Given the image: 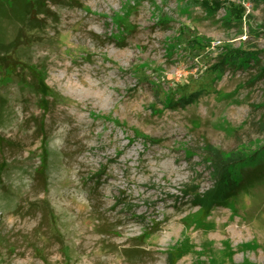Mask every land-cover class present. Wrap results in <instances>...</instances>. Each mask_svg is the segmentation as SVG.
Masks as SVG:
<instances>
[{
  "label": "rangeland",
  "instance_id": "1",
  "mask_svg": "<svg viewBox=\"0 0 264 264\" xmlns=\"http://www.w3.org/2000/svg\"><path fill=\"white\" fill-rule=\"evenodd\" d=\"M47 7L0 31V58L32 48L0 67V165L33 164L0 188V264H264V185L198 202L264 148V0Z\"/></svg>",
  "mask_w": 264,
  "mask_h": 264
},
{
  "label": "trees",
  "instance_id": "2",
  "mask_svg": "<svg viewBox=\"0 0 264 264\" xmlns=\"http://www.w3.org/2000/svg\"><path fill=\"white\" fill-rule=\"evenodd\" d=\"M50 0H0V31L15 25L25 28L29 33L41 34L44 23L48 18L47 2ZM32 48L20 47L12 55L0 58V67L13 73L18 72L31 58ZM244 52L236 51L227 56L224 65L243 66L248 64L249 58ZM243 59V60H242ZM33 63V61H30ZM57 150L45 145L44 155L40 165L42 173H47L53 166ZM5 162L0 165V188L5 180L28 172L30 165ZM216 187L198 198V202L205 211L214 207L235 202L242 194H249L251 190L264 185V148L251 154L238 153L226 162L216 166ZM7 200V198H5Z\"/></svg>",
  "mask_w": 264,
  "mask_h": 264
}]
</instances>
